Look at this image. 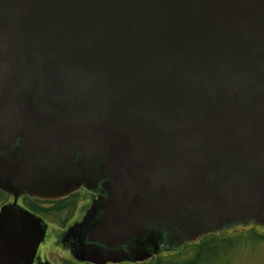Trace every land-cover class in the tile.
Here are the masks:
<instances>
[{
	"label": "water",
	"instance_id": "1",
	"mask_svg": "<svg viewBox=\"0 0 264 264\" xmlns=\"http://www.w3.org/2000/svg\"><path fill=\"white\" fill-rule=\"evenodd\" d=\"M99 186L78 261L264 229V0H0V264L45 238L19 198Z\"/></svg>",
	"mask_w": 264,
	"mask_h": 264
},
{
	"label": "flooded vegetation",
	"instance_id": "2",
	"mask_svg": "<svg viewBox=\"0 0 264 264\" xmlns=\"http://www.w3.org/2000/svg\"><path fill=\"white\" fill-rule=\"evenodd\" d=\"M77 193H80V203L82 201L84 204H76V208L69 218V220L63 225H56L51 221H47L37 214L32 213L28 207L25 206L26 202L24 201V197H21L17 200V205L21 208L28 210L30 213L35 216L40 217L46 225V232L44 241L40 244L42 245L41 249L37 250V253L34 257L32 264H92L90 262L78 261L75 258L76 248L79 246H89V242L87 241L89 229H91L92 225L102 216V211L100 210V206L103 201L106 199V196L102 193L101 187H97L93 192H87L85 190H80ZM6 195V194H5ZM7 196V195H6ZM62 200V199H61ZM40 201V200H39ZM57 201V200H56ZM13 202V198L7 196V201L3 202L0 206V209L8 204ZM42 202H55V201H42ZM25 203V204H24ZM95 204L96 212L90 220L89 224L86 226L75 227L76 225L82 223L83 218L86 216L91 206ZM81 213L79 218V212ZM79 218V219H78ZM78 219V220H77ZM48 222V223H47ZM70 229H74L71 230ZM79 229V230H75ZM154 229V228H147ZM237 229H226L222 230L218 233H214V235H218L220 233L233 232ZM255 230V229H253ZM260 231L261 234L264 232V229H256ZM213 235V234H210ZM210 235L202 236L197 241L201 240L204 237H208ZM264 235V234H263ZM264 238V237H263ZM137 239H132L130 242L122 247L123 252L127 255L128 258L136 255L135 242ZM195 241V242H197ZM144 242L143 248L147 251V253L151 254L152 257L144 262H132L131 259L129 261H125L122 263H116V260H112L111 262H106L104 264H195L197 261L193 259L192 261L179 260L175 259L174 255L179 250L184 248L185 246H190L192 243H185L182 247L175 249L174 246L165 239L164 235H161L155 244L150 243L148 240H142ZM193 242V243H195ZM53 249H50V248ZM111 252H116L117 249H111ZM132 255V256H131ZM196 255V254H195Z\"/></svg>",
	"mask_w": 264,
	"mask_h": 264
},
{
	"label": "rangeland",
	"instance_id": "3",
	"mask_svg": "<svg viewBox=\"0 0 264 264\" xmlns=\"http://www.w3.org/2000/svg\"><path fill=\"white\" fill-rule=\"evenodd\" d=\"M81 199L80 196L77 199L80 205L84 204L83 201L80 203ZM5 201L7 198L3 200L1 197L0 206ZM80 215L79 212V218ZM252 226L254 225L239 226L233 228L237 229L233 232L204 237L179 250L174 258L181 261L196 259L195 264H264V232L261 234L256 230L263 228ZM41 247L42 245L38 250Z\"/></svg>",
	"mask_w": 264,
	"mask_h": 264
},
{
	"label": "trees",
	"instance_id": "4",
	"mask_svg": "<svg viewBox=\"0 0 264 264\" xmlns=\"http://www.w3.org/2000/svg\"><path fill=\"white\" fill-rule=\"evenodd\" d=\"M79 196V193H75L65 199L57 200L55 202H42L24 197V201L26 202V204H24L32 213L37 214L43 219H46L47 221L49 220L56 225L63 226L72 216L76 204L78 203L77 199ZM1 197L3 200L7 198L5 194L0 192V198Z\"/></svg>",
	"mask_w": 264,
	"mask_h": 264
}]
</instances>
